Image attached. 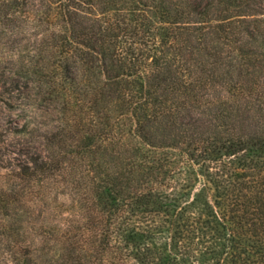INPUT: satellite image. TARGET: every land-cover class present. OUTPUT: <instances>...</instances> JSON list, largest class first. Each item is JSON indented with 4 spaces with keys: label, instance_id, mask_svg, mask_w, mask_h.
<instances>
[{
    "label": "trees",
    "instance_id": "16d2710c",
    "mask_svg": "<svg viewBox=\"0 0 264 264\" xmlns=\"http://www.w3.org/2000/svg\"><path fill=\"white\" fill-rule=\"evenodd\" d=\"M0 97V264H264V0H0Z\"/></svg>",
    "mask_w": 264,
    "mask_h": 264
},
{
    "label": "rangeland",
    "instance_id": "374dc122",
    "mask_svg": "<svg viewBox=\"0 0 264 264\" xmlns=\"http://www.w3.org/2000/svg\"><path fill=\"white\" fill-rule=\"evenodd\" d=\"M32 104L33 102L30 101ZM7 103L4 97H0V178L4 177L6 180L9 178L12 170V164L15 161H11V159L15 156V152L20 148V145L23 144L24 140H19L18 138H14L8 135L9 131V124H12L14 119V111L13 109L17 104L11 103L12 106ZM11 106V107H10ZM36 108H43L46 110L45 107L42 106L38 101L35 103ZM41 110V111H42ZM40 110H35V116L33 117L36 120V123L40 125L42 123V127L45 130L50 128L51 126L56 129V131H60L61 129V118L63 115L56 113V112H47L46 114L42 113ZM34 111L30 112L29 115H32ZM32 119V120H33ZM31 120V121H32ZM40 122V123H39ZM32 144V143H31ZM7 177V178H6Z\"/></svg>",
    "mask_w": 264,
    "mask_h": 264
}]
</instances>
